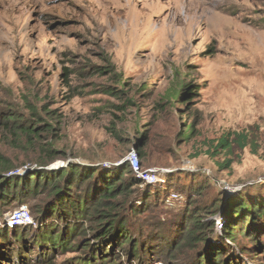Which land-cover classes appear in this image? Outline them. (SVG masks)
<instances>
[{
  "label": "rangeland",
  "instance_id": "374dc122",
  "mask_svg": "<svg viewBox=\"0 0 264 264\" xmlns=\"http://www.w3.org/2000/svg\"><path fill=\"white\" fill-rule=\"evenodd\" d=\"M181 83L192 93L185 102L170 95ZM31 108L52 129L41 141L61 156L44 169L125 165L141 148L140 169L166 182L139 186L128 201L137 211L126 213L127 230L145 246L135 258L127 245L98 244L85 220H47L60 233L83 225L66 250H42L34 224L17 226L27 245L12 241L9 215L27 206L43 223L33 208L42 196L1 210L0 264H83L91 246L101 247L94 264H206L208 245L223 250L222 264H264V231L254 242L222 241L217 213L202 242L186 237L185 223L194 200L264 196V0H0V119ZM237 134L244 149L215 150ZM27 141L0 131L7 176L44 159ZM199 185L203 195L188 204L187 187ZM174 192L183 199L168 207Z\"/></svg>",
  "mask_w": 264,
  "mask_h": 264
},
{
  "label": "trees",
  "instance_id": "16d2710c",
  "mask_svg": "<svg viewBox=\"0 0 264 264\" xmlns=\"http://www.w3.org/2000/svg\"><path fill=\"white\" fill-rule=\"evenodd\" d=\"M113 78L117 82L120 81L118 76L114 75ZM170 95L175 101L186 96L185 99H181L185 102L192 93L190 86H184L181 83L176 89L173 88ZM47 127L49 126L43 123L42 118L33 108L30 109L28 117L18 114L1 117L0 131L14 136H24L28 140V146L34 144L37 147L40 144V151L43 153L44 159L38 160V166L23 176H7L5 172L10 166L0 155V218L3 207L12 203L27 205L28 200L44 196L46 198L45 205L33 206L37 210L36 212L42 214V221L44 220L43 223L40 220L38 222L34 220L36 229L39 227L34 237L42 250L47 249L52 252L66 250L71 239L77 237L79 230L83 227L82 224L75 223L71 228L66 226L61 233L54 232L55 228L47 224V220L55 217L63 223L70 219L85 220L91 225L93 239L98 244L127 245L125 252L132 258L143 253L145 246L142 244L138 246L136 240H133L132 234L127 230L129 216L126 213L133 214L137 211L133 205H128V201L139 186L148 184L137 178L127 163L111 165L108 168L69 163L66 167L57 170L44 169L49 163L61 157L51 146H46L41 141L42 134L52 131ZM189 132V136H192V125L189 127ZM234 137L233 140H229L227 137L220 138L215 150L230 153L231 145L234 143L241 149L247 146L246 137L240 134ZM137 150L140 159L142 149L138 148ZM153 186L156 185H150V187ZM163 187V194H165L168 191L166 190L167 185ZM82 188L84 193H82ZM204 188V185L188 186L187 203L191 204L192 195L200 198ZM146 195L147 199L149 194ZM145 198L143 197V202ZM192 203L193 210L191 211L193 212L185 219V223H188L186 230L188 238L202 235V242H206L204 236L211 233L215 226L214 221L207 220V218L217 213L219 214V230L222 232V241L229 240L234 243L242 239L254 242L259 232L264 231V196L247 199L237 197L227 200L225 204L222 198L213 199L209 204H200L201 207L195 200ZM184 216H187L186 212ZM11 235L12 241L27 245L23 232L17 226L11 229ZM0 240H8L5 227L0 228ZM87 246L89 244H82L81 248ZM100 248L91 246L90 254L84 263L94 264L96 259L93 257L92 251L100 250ZM206 248V264H222V261L217 262V260L223 255V250L214 245H208ZM17 255L22 257L20 248H18ZM105 262L103 258L97 259V264Z\"/></svg>",
  "mask_w": 264,
  "mask_h": 264
},
{
  "label": "built area",
  "instance_id": "2783aa9c",
  "mask_svg": "<svg viewBox=\"0 0 264 264\" xmlns=\"http://www.w3.org/2000/svg\"><path fill=\"white\" fill-rule=\"evenodd\" d=\"M126 163L128 164L131 171L134 173V175L140 180L144 181L145 184L158 185L160 183L159 185H163L165 183V178L160 177L157 173L142 171L140 169L139 157L134 150H131L128 153ZM182 199V195L174 192L170 194V197L166 201V205L168 207H173L176 202ZM7 223L10 226L34 224L33 220H31L30 211L28 210L27 206H20L17 210L12 212L7 219ZM218 226L220 227V222Z\"/></svg>",
  "mask_w": 264,
  "mask_h": 264
}]
</instances>
